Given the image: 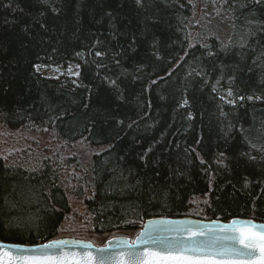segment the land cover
I'll return each instance as SVG.
<instances>
[{
	"label": "trees",
	"instance_id": "trees-1",
	"mask_svg": "<svg viewBox=\"0 0 264 264\" xmlns=\"http://www.w3.org/2000/svg\"><path fill=\"white\" fill-rule=\"evenodd\" d=\"M217 3L195 21L193 0H0V126L96 148L71 180L0 157V239L61 237L70 185L101 235L153 217L264 222V0ZM69 63L76 77L34 68Z\"/></svg>",
	"mask_w": 264,
	"mask_h": 264
},
{
	"label": "snow or ice",
	"instance_id": "snow-or-ice-1",
	"mask_svg": "<svg viewBox=\"0 0 264 264\" xmlns=\"http://www.w3.org/2000/svg\"><path fill=\"white\" fill-rule=\"evenodd\" d=\"M135 3L145 6V0H135ZM254 3L260 4L261 0H254ZM41 27L45 26L41 24ZM95 55L103 53L97 51ZM40 67L34 65L37 72ZM227 95L233 96L231 89ZM238 99L242 101L245 97ZM187 103L185 100L184 104ZM157 223L175 227L162 229L155 226ZM187 224L191 222L150 221L147 230L138 234L135 240L119 241L118 251L100 248L97 250L101 253L99 256L91 252L94 247L91 243L80 241L54 239L34 248L0 242V264H264V224L241 219H233L228 224L214 221L212 226L188 227ZM71 244L79 245L84 251L79 254L66 251Z\"/></svg>",
	"mask_w": 264,
	"mask_h": 264
},
{
	"label": "rangeland",
	"instance_id": "rangeland-1",
	"mask_svg": "<svg viewBox=\"0 0 264 264\" xmlns=\"http://www.w3.org/2000/svg\"><path fill=\"white\" fill-rule=\"evenodd\" d=\"M217 1L193 0L195 21H199L202 17L206 18L210 15L215 17L218 15L221 3H217ZM40 66L39 72L50 78L76 77L79 72L77 63L50 67ZM95 151L96 148L90 146L86 141L68 144L49 132L29 129L7 131L0 126V157L11 165H23L27 168L37 169L49 161L48 163H53L55 166L60 164L63 167L61 168L64 173L63 177L68 178L67 176H69L71 180L74 174H80L77 172L78 165H82L83 169L88 167ZM69 187H67V193L73 214L64 226L66 232L62 233L59 238H72L69 232L75 231L74 234L78 232L80 239L92 241L97 246H104L113 237L125 236L116 234L101 235L93 232L92 227L85 218L84 198H76L72 190H68ZM139 231L126 237L134 239Z\"/></svg>",
	"mask_w": 264,
	"mask_h": 264
},
{
	"label": "water",
	"instance_id": "water-1",
	"mask_svg": "<svg viewBox=\"0 0 264 264\" xmlns=\"http://www.w3.org/2000/svg\"><path fill=\"white\" fill-rule=\"evenodd\" d=\"M233 219L253 220L257 224H264V222L256 221V220L251 219V218L234 217L231 220H233ZM231 220L230 221H223V220H219V219L207 220V219L194 218V217H191V216H183V217H177V218H173V217H153V218H150V219L145 221V223L143 224V226L140 229L138 234H140L141 232H144V231L147 230L150 221H154V222H164V221L191 222V224L185 225V226L191 227L192 225H197V226L209 225V226H212L214 221L218 222L219 224H228V223L231 222ZM155 226L159 227V228H162V229L163 228H168V227H175V225H167L165 223H157ZM137 235H136V237H137ZM218 235H224V233H218ZM136 237L134 239H131V238L126 237V236H116V237H113L110 240H108L104 246H97L92 241L78 239V238L65 237V238H57V239L69 240V241H80V242H84V243H91L94 246L91 249V252L94 255L99 256V255H101V253L97 251L98 249H100V248H109L110 250L118 251V250H120V247H121L120 244H119V241H121V240L133 241V240L136 239ZM0 242L6 243V244H20V243L4 241L2 239H0ZM109 242H111V243H109ZM46 243H48V242L41 243V244H46ZM41 244H35V245L21 244V245H23L25 247H29V248H34V247H37V246H39ZM65 250L66 251H71V252H73L75 254H79V253L84 251V249H82L79 245H76V244L68 245Z\"/></svg>",
	"mask_w": 264,
	"mask_h": 264
}]
</instances>
